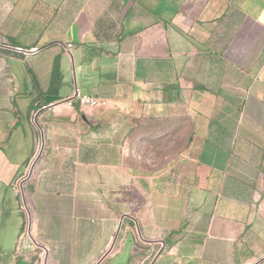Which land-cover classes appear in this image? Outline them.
<instances>
[{
	"label": "crops",
	"instance_id": "0c3cea01",
	"mask_svg": "<svg viewBox=\"0 0 264 264\" xmlns=\"http://www.w3.org/2000/svg\"><path fill=\"white\" fill-rule=\"evenodd\" d=\"M19 263L264 264V0H0Z\"/></svg>",
	"mask_w": 264,
	"mask_h": 264
},
{
	"label": "built area",
	"instance_id": "2783aa9c",
	"mask_svg": "<svg viewBox=\"0 0 264 264\" xmlns=\"http://www.w3.org/2000/svg\"><path fill=\"white\" fill-rule=\"evenodd\" d=\"M65 103L70 107L77 104L80 108L89 109H102L107 106L106 101L82 94L77 87L74 88L72 95L66 99ZM18 185V182L13 185L14 191H17Z\"/></svg>",
	"mask_w": 264,
	"mask_h": 264
},
{
	"label": "rangeland",
	"instance_id": "374dc122",
	"mask_svg": "<svg viewBox=\"0 0 264 264\" xmlns=\"http://www.w3.org/2000/svg\"><path fill=\"white\" fill-rule=\"evenodd\" d=\"M12 256H5L4 258L7 260L9 258H11ZM19 264H22V263H19Z\"/></svg>",
	"mask_w": 264,
	"mask_h": 264
},
{
	"label": "trees",
	"instance_id": "16d2710c",
	"mask_svg": "<svg viewBox=\"0 0 264 264\" xmlns=\"http://www.w3.org/2000/svg\"><path fill=\"white\" fill-rule=\"evenodd\" d=\"M55 73H56V71H55Z\"/></svg>",
	"mask_w": 264,
	"mask_h": 264
}]
</instances>
